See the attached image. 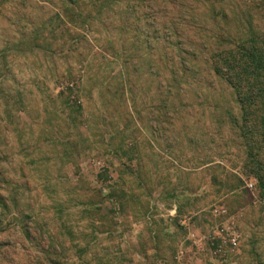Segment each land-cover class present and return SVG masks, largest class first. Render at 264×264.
I'll return each mask as SVG.
<instances>
[{
    "label": "rangeland",
    "instance_id": "374dc122",
    "mask_svg": "<svg viewBox=\"0 0 264 264\" xmlns=\"http://www.w3.org/2000/svg\"><path fill=\"white\" fill-rule=\"evenodd\" d=\"M252 35L264 0H0V264H264V138L214 70Z\"/></svg>",
    "mask_w": 264,
    "mask_h": 264
},
{
    "label": "trees",
    "instance_id": "16d2710c",
    "mask_svg": "<svg viewBox=\"0 0 264 264\" xmlns=\"http://www.w3.org/2000/svg\"><path fill=\"white\" fill-rule=\"evenodd\" d=\"M257 41L258 38L252 35L248 48L245 49L243 45L238 47L240 59H235L234 55L230 54L232 64L227 63L225 59H218L227 63V71L218 66L214 67V70L233 89L237 97L243 135L250 136L256 132L264 138V51L256 45ZM259 43L262 45L261 40ZM238 68L241 73L236 72ZM251 122L258 124V128H254L252 133L247 124Z\"/></svg>",
    "mask_w": 264,
    "mask_h": 264
},
{
    "label": "built area",
    "instance_id": "2783aa9c",
    "mask_svg": "<svg viewBox=\"0 0 264 264\" xmlns=\"http://www.w3.org/2000/svg\"><path fill=\"white\" fill-rule=\"evenodd\" d=\"M246 186H247L248 189H252V184H248V185H246ZM231 243H232V244L235 243V238H234V237L231 239Z\"/></svg>",
    "mask_w": 264,
    "mask_h": 264
}]
</instances>
